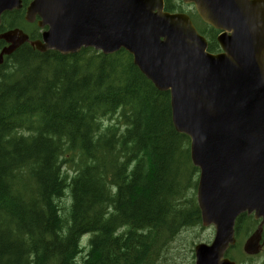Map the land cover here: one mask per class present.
<instances>
[{
    "label": "trees",
    "instance_id": "obj_1",
    "mask_svg": "<svg viewBox=\"0 0 264 264\" xmlns=\"http://www.w3.org/2000/svg\"><path fill=\"white\" fill-rule=\"evenodd\" d=\"M165 9L183 3L165 0ZM200 29L218 52L214 28ZM6 59L0 264H158L172 236L201 224L190 138L174 127L169 91L129 52L25 43Z\"/></svg>",
    "mask_w": 264,
    "mask_h": 264
},
{
    "label": "water",
    "instance_id": "obj_2",
    "mask_svg": "<svg viewBox=\"0 0 264 264\" xmlns=\"http://www.w3.org/2000/svg\"><path fill=\"white\" fill-rule=\"evenodd\" d=\"M182 1L224 30L222 52L208 51L190 16L165 11V0H32L25 20L43 29L42 39L30 41L41 52L125 49L159 90L170 92L173 124L190 137L200 170L202 223L216 229L211 245L197 246L196 264H236L224 259L236 218H263L246 241L248 253L258 251L264 224V0ZM22 8L21 0H0V24L4 12ZM0 39L9 43L2 63L29 36L12 29Z\"/></svg>",
    "mask_w": 264,
    "mask_h": 264
},
{
    "label": "flooded vegetation",
    "instance_id": "obj_3",
    "mask_svg": "<svg viewBox=\"0 0 264 264\" xmlns=\"http://www.w3.org/2000/svg\"><path fill=\"white\" fill-rule=\"evenodd\" d=\"M32 0H22L23 8L20 10L7 11L2 14L4 21L5 15L9 18H18L22 21V17L17 15L23 14L29 2ZM8 22V21H7ZM0 26V33L9 29H13L12 23H7ZM199 26V25H198ZM200 26H202L200 24ZM22 28V27H21ZM24 29V28H22ZM28 34L29 31L27 32ZM36 36L35 39L40 38ZM8 44L0 41V53ZM262 219H255L253 215L247 213L241 214L235 224V243L230 244L224 252V258L236 262L237 264H264V225L259 243V249L256 253L249 254L245 251V243L247 239L259 228ZM186 232L190 238L185 243L174 242L166 251V254L161 257L159 264H196V246L200 243L211 244L215 237V228L213 226L204 227L202 225H190L182 229L181 233ZM200 233V235L198 234Z\"/></svg>",
    "mask_w": 264,
    "mask_h": 264
},
{
    "label": "rangeland",
    "instance_id": "obj_4",
    "mask_svg": "<svg viewBox=\"0 0 264 264\" xmlns=\"http://www.w3.org/2000/svg\"><path fill=\"white\" fill-rule=\"evenodd\" d=\"M184 7L186 9L189 8L187 6H184ZM30 27H32V26H30ZM64 200H65L64 204H66V205L70 204V201H71L70 198L69 199L65 198ZM198 234L200 235V233H198ZM189 238H190V236L186 232H183V233L180 234L179 238L176 240V243H185V242H187L189 240Z\"/></svg>",
    "mask_w": 264,
    "mask_h": 264
},
{
    "label": "bare ground",
    "instance_id": "obj_5",
    "mask_svg": "<svg viewBox=\"0 0 264 264\" xmlns=\"http://www.w3.org/2000/svg\"><path fill=\"white\" fill-rule=\"evenodd\" d=\"M198 189V188H197ZM9 206V205H8Z\"/></svg>",
    "mask_w": 264,
    "mask_h": 264
}]
</instances>
